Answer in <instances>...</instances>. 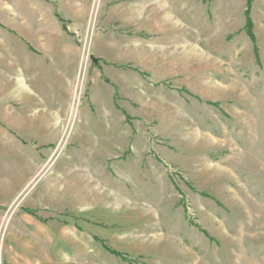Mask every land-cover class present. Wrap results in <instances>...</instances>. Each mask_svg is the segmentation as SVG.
<instances>
[{"label": "rangeland", "instance_id": "374dc122", "mask_svg": "<svg viewBox=\"0 0 264 264\" xmlns=\"http://www.w3.org/2000/svg\"><path fill=\"white\" fill-rule=\"evenodd\" d=\"M0 264H264V0H0Z\"/></svg>", "mask_w": 264, "mask_h": 264}, {"label": "trees", "instance_id": "16d2710c", "mask_svg": "<svg viewBox=\"0 0 264 264\" xmlns=\"http://www.w3.org/2000/svg\"><path fill=\"white\" fill-rule=\"evenodd\" d=\"M59 21H62V20L59 18ZM249 31L251 32V27H250ZM250 35H251V34H250ZM116 255H118V254H116Z\"/></svg>", "mask_w": 264, "mask_h": 264}, {"label": "crops", "instance_id": "0c3cea01", "mask_svg": "<svg viewBox=\"0 0 264 264\" xmlns=\"http://www.w3.org/2000/svg\"><path fill=\"white\" fill-rule=\"evenodd\" d=\"M2 60H4V57L2 58ZM17 94H18V92L15 93V95H17ZM14 100H15V99H14Z\"/></svg>", "mask_w": 264, "mask_h": 264}]
</instances>
